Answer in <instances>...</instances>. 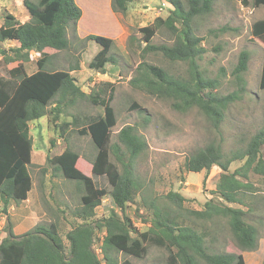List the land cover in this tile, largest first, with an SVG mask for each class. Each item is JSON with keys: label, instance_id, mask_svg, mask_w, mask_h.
<instances>
[{"label": "trees", "instance_id": "16d2710c", "mask_svg": "<svg viewBox=\"0 0 264 264\" xmlns=\"http://www.w3.org/2000/svg\"><path fill=\"white\" fill-rule=\"evenodd\" d=\"M21 1L29 19L19 23L11 14H4L0 26V57L13 63L8 71L9 77H0V213L7 215L11 205L17 206L27 200L32 188L27 170L33 146L30 126L48 114L60 139H66L65 131L71 127L79 136L90 138L97 150L90 162L91 175L105 177L111 189L106 191L95 186L92 177L84 174L77 152L66 148L49 158L48 163L54 170L65 180L79 185L82 191L81 206L73 212L71 228L62 236L58 226L50 223L46 227L36 225L24 234L15 235L8 219L2 230L4 237L0 240V264H131L127 260L118 263L112 254L122 253L142 259L151 246L165 248L170 264H245L242 254L210 253L202 231L207 227H196L195 222L214 224L224 220L240 250L257 249V231L245 220L251 208L241 197V190L250 185L240 178L251 173L264 183V159L260 155L264 128L243 150L225 154L220 145L209 143L194 151L183 164L187 173L208 174L213 167L220 170L211 192L212 198L200 210L184 209L183 203L187 200L174 192L163 197L169 203L164 206L153 201L147 203L141 198L142 205H138L135 216L139 217L143 229H138L127 208L134 201L135 194L142 191L134 178V163L146 151L147 145L133 126L121 128L116 134L117 141L110 144L112 129L116 125L114 109L110 105L114 87L104 83L89 94L91 104L103 108L102 116L88 118L80 127L78 118L73 115L70 121L60 120L62 110L83 98L84 93L72 77L71 69L54 70L47 65L52 52L68 48V35L76 34L80 8L74 0ZM216 1L187 0V8H184L180 0H169L165 17H157L151 25L139 29L142 54H160L170 62L185 63L188 66L185 78L141 62L137 68L138 77L131 80L134 87L171 100L175 111L198 110L215 128L223 121L224 112L234 99L219 96L216 83L206 79L199 70L197 61L203 49L201 38L195 35L193 21L211 13ZM239 1L243 6L248 5V0ZM131 2L111 0V10L125 14ZM253 5L263 6L264 0H253ZM162 27L171 34L170 45L152 43ZM251 35L264 45V18L252 23ZM84 39L99 47L88 63V69L104 74L105 65L115 62L110 54L113 40L92 34ZM7 42H12L13 48H3ZM33 54L38 56L36 70L27 74L25 64ZM247 62L246 52H241L234 74L245 72ZM258 87L264 91V58ZM106 88L108 94L105 98ZM130 107L131 110L139 109L135 104ZM110 154L121 170L110 160ZM236 161H243V164L230 173L229 166ZM105 198L110 200L112 208L107 214L98 216L96 210ZM142 208L151 211L150 219L140 213Z\"/></svg>", "mask_w": 264, "mask_h": 264}, {"label": "rangeland", "instance_id": "374dc122", "mask_svg": "<svg viewBox=\"0 0 264 264\" xmlns=\"http://www.w3.org/2000/svg\"><path fill=\"white\" fill-rule=\"evenodd\" d=\"M168 1L132 0L125 14H111L109 8L104 7L103 0H80L84 6L80 29H76L74 36L68 35L69 46L66 50L52 52L47 65L49 69L54 70L71 69L72 77L84 93L83 98L62 110L61 121H70V116L73 115L78 118L80 127L85 125L84 120L102 116L103 108L92 105L89 94L104 83H109L114 87L110 105L116 117L110 144L117 141V132L125 126H133L145 140L147 149L134 163V178L140 183L142 191L135 194L134 201L129 203L127 208L129 217L140 230L143 229V224L139 217L135 216V210L138 205H142L141 198L147 203L153 201L164 206L169 205L168 201L163 199L166 194L178 193L187 200L183 207L189 210H200L202 205L212 198L211 192L215 189L220 170L213 167L208 174L187 173L183 164L194 151L209 143L220 145L225 154L243 150L251 138L264 128V91L258 87L264 45L251 35L252 23L264 18V5L254 7L253 0H248L247 6H243L239 0H218L214 3L211 13L193 21L195 35L201 38L200 46L203 49V54L197 61L199 70L206 79L216 83L219 96H230L234 99L226 108L223 121L217 128L198 110L175 111L171 100L148 94L131 84V80L138 77L137 68L141 62L155 65L177 77L185 78L188 74V66L185 63L170 62L160 54H142L143 42L139 29L151 25L157 17H165L168 14ZM180 1L182 6L187 8V0ZM21 11L26 12L21 0H0V26L3 24L4 14H11L20 22L23 19ZM90 34L113 40L110 54L115 62L105 65L104 74L88 69V63L99 50L94 42L85 41L84 38ZM171 38L170 32L162 27L153 37L152 43L170 45ZM13 46L12 42H7L2 47L8 49ZM241 52H246L248 56L247 68L242 74L236 75L234 69ZM37 59L38 56L33 54L31 60L25 64L27 74L36 70ZM12 66L13 63H8L0 57V77L8 78V71ZM107 92L108 88L104 93L105 98ZM132 104L137 105L139 109L131 110ZM50 119L51 115L48 114L30 126L33 146L31 163L27 170L32 179V188L26 207L34 220L33 223L28 221V224L20 225V234L30 231L36 225L46 227L50 223L58 226L62 236L71 228L73 212L81 206L82 191L79 185L65 180L48 163L49 158L59 155L66 148L79 154L84 174L92 177L97 188L106 191L111 189L105 177L91 175L90 162L97 150L90 138L79 136L74 127L73 130L71 127L65 131L66 139L62 140L56 136ZM260 155L264 159V145L260 148ZM110 160L121 170L112 154ZM242 164L243 161L233 162L229 166V172L233 173ZM246 174L240 179L250 187L241 190V197H244V204L251 208L245 220L257 231V249L240 250L224 220H218L214 224L195 222V226L207 227L202 231L210 253L242 254L245 264H262L264 183L251 173ZM110 208L112 203L105 198L97 208L96 214H107ZM37 213L39 215H36ZM140 213L147 219L152 216L147 208H142ZM9 218L0 213V237ZM9 220L13 225L11 218ZM94 247L99 254L98 248ZM112 256L118 263L127 260L131 264H170L167 250L155 246L149 247L142 259L122 253Z\"/></svg>", "mask_w": 264, "mask_h": 264}, {"label": "crops", "instance_id": "0c3cea01", "mask_svg": "<svg viewBox=\"0 0 264 264\" xmlns=\"http://www.w3.org/2000/svg\"><path fill=\"white\" fill-rule=\"evenodd\" d=\"M88 1H91V2H95L97 0H88ZM99 1H102V0H99ZM75 4L80 7V10H81V17L80 19L78 20L77 22V25H76V29H80V25H81V22L83 19V14H84V6L81 5V2L80 0H74ZM103 4H104V7L105 8H109V12L111 14H113V11L111 10V0H103ZM21 5H22V1H21ZM23 7V6H22ZM24 8V7H23ZM25 9V8H24ZM21 15L23 17V19L19 22V23H24L26 22L28 19H29V16L27 14V11L26 12H23L21 11ZM83 30V28H82ZM28 202V198L26 201H23L21 203H19V205L15 206V205H11L8 209V213L6 216H8V218L10 217L11 220L13 221V225H12V231L15 235H21L20 234V230H19V226L20 225H23V224H28L27 222L29 221V223H33L32 221L34 219H32V217L30 216L29 214V208L26 207V203ZM12 211V212H10ZM36 215H39L38 213ZM41 216V215H40ZM43 217V215L41 216ZM9 218V219H10ZM10 221V220H9ZM34 225V224H33ZM32 225V226H33ZM28 232V231H27ZM26 233V232H25ZM24 234V233H23ZM4 237V233H2V236L0 237V240Z\"/></svg>", "mask_w": 264, "mask_h": 264}, {"label": "built area", "instance_id": "2783aa9c", "mask_svg": "<svg viewBox=\"0 0 264 264\" xmlns=\"http://www.w3.org/2000/svg\"><path fill=\"white\" fill-rule=\"evenodd\" d=\"M136 226V225H135Z\"/></svg>", "mask_w": 264, "mask_h": 264}]
</instances>
